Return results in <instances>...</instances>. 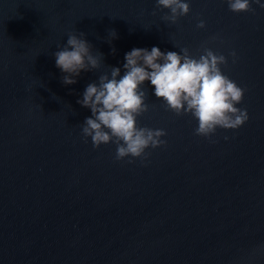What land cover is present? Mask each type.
<instances>
[{
    "label": "water",
    "instance_id": "water-1",
    "mask_svg": "<svg viewBox=\"0 0 264 264\" xmlns=\"http://www.w3.org/2000/svg\"><path fill=\"white\" fill-rule=\"evenodd\" d=\"M185 2L172 24L156 0H0V264H264V8ZM69 33L98 67L65 85L53 53ZM153 46L223 54L248 120L197 136L146 81L137 123L165 130L166 144L143 163L116 161L115 144L82 136L91 110L77 100L111 67L122 76L125 53Z\"/></svg>",
    "mask_w": 264,
    "mask_h": 264
},
{
    "label": "clouds",
    "instance_id": "clouds-1",
    "mask_svg": "<svg viewBox=\"0 0 264 264\" xmlns=\"http://www.w3.org/2000/svg\"><path fill=\"white\" fill-rule=\"evenodd\" d=\"M226 3L233 13H254L252 3L264 8L259 0H226ZM155 8L168 9L162 19L172 24L190 11L185 0H156ZM196 27L204 28V21L200 20ZM111 33L115 38V31ZM80 36L84 37V33ZM67 37L66 45L58 46L60 50L53 55L56 67L65 74L62 83L71 85L77 82L76 77L81 71L96 69L98 58L91 54L90 44L84 38L72 33ZM229 55L235 63L236 53L233 51ZM124 61L122 76L120 68L111 67L110 75H100L98 82L89 83L82 99L77 100L82 107L91 110V116L81 125L82 136L90 137L94 149L109 142L115 144L116 161L131 157L128 163H133L136 158L143 163L150 155L146 149L166 144L161 139L167 134L165 130L140 127L137 123V117L149 109L145 103L147 94L142 90L146 81L150 82L155 97L163 101L167 110L177 116L190 114L196 120L194 134L197 136L207 139L218 128L235 130L248 120L247 110L236 106L242 102L246 89L221 71L220 66L227 65L223 54L203 47V54L195 58L190 56L188 48L162 52L153 46L150 51L133 48L125 53Z\"/></svg>",
    "mask_w": 264,
    "mask_h": 264
}]
</instances>
